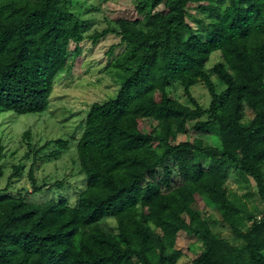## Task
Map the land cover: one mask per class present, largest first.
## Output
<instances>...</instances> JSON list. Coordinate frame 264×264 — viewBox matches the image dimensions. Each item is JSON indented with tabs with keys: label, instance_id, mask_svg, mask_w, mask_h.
Segmentation results:
<instances>
[{
	"label": "trees",
	"instance_id": "trees-1",
	"mask_svg": "<svg viewBox=\"0 0 264 264\" xmlns=\"http://www.w3.org/2000/svg\"><path fill=\"white\" fill-rule=\"evenodd\" d=\"M145 1L176 19L155 35L119 21L117 31L106 28L88 37L95 44L113 34L123 50L107 68L118 86L114 97L88 107L74 146L85 188L73 207L63 198L29 204L26 196L0 190V264H175L184 221L186 235L202 247L190 264H264L259 168L264 162V0ZM190 4L202 15L198 31L186 22ZM80 28L66 0H0V113L45 111L54 77L79 53ZM213 52L225 66L212 68L225 86L219 94L204 71ZM168 82L178 83L193 109L167 96ZM198 82L210 97L206 109L189 92ZM203 115L206 119L199 120ZM190 119L193 133L217 134L219 147H203L198 138L188 141ZM156 150L159 157L146 161L130 154ZM2 152L0 143V160ZM229 170L252 180L260 213L244 212L242 201L228 191ZM28 178L31 193L41 192L30 171ZM146 179L162 192L141 202L138 211ZM196 197L211 204L233 240L241 242L238 247L211 233ZM107 219L114 221V233L103 226ZM246 222L250 227L241 231Z\"/></svg>",
	"mask_w": 264,
	"mask_h": 264
},
{
	"label": "rangeland",
	"instance_id": "rangeland-1",
	"mask_svg": "<svg viewBox=\"0 0 264 264\" xmlns=\"http://www.w3.org/2000/svg\"><path fill=\"white\" fill-rule=\"evenodd\" d=\"M66 4L69 12L80 21L82 41L78 45V55L72 56L66 68L54 77L45 111L40 114L19 116L11 112L0 113V143L3 147L0 160L2 169L0 190H4L11 197L26 196V203L29 204L56 202L63 198L67 205L73 207L77 196L85 188V178L79 172L74 146L84 127L88 107L114 97L118 86L107 68L110 61L123 50L118 37L113 34L102 36L95 44H91L88 37L106 28L117 31L119 21L131 24L134 30L145 35H155L161 32L168 21L176 19L170 13L164 12L161 6L150 7L145 0H66ZM139 7H142L141 13L138 12ZM186 11L188 13L186 22L198 31L196 20L201 19L202 15L197 5H188ZM70 47L72 48V45ZM219 64L225 68L219 52H213L204 65V71L214 86L215 94L221 93L225 88L212 73V68ZM165 91L169 98L193 109L178 83L168 82ZM189 92L201 109L208 107L210 97L200 82L191 86ZM245 115L250 117L246 110ZM198 119L204 121L206 116H200ZM193 123V119L186 121L188 130L184 137L188 141L198 138L203 147H219L217 134H195L190 130ZM150 129L147 126L144 130ZM55 141L65 142L66 145L60 148ZM160 151L130 154L146 161L159 157ZM15 167L17 171L11 176ZM259 168L264 184V162ZM171 169L174 185H177L180 180L175 170ZM29 171L35 186L41 189V192L31 193ZM160 175L157 173L156 177ZM55 183H60V188L53 186ZM225 184L228 191L242 201L244 212H252L254 208L260 213L263 207L250 178L229 170ZM160 192L162 190L154 182L146 179L139 190L138 211L142 208L141 202L148 201ZM196 203L203 221L212 234L235 247L241 244L233 240L234 237L219 221L206 199L196 197ZM257 213L254 220L259 219ZM184 223L181 224L176 236L174 248L181 256L175 264H190L202 249L199 241L186 235L184 232L186 222ZM250 224L251 222H246L241 231H246ZM103 226L115 232L112 219L104 220ZM261 254L264 255V250ZM133 264H137L136 261H133Z\"/></svg>",
	"mask_w": 264,
	"mask_h": 264
}]
</instances>
